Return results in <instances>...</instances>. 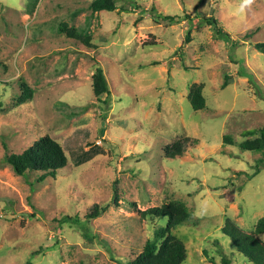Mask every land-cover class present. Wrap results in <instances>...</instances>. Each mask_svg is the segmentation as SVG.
Returning <instances> with one entry per match:
<instances>
[{
  "label": "rangeland",
  "instance_id": "rangeland-1",
  "mask_svg": "<svg viewBox=\"0 0 264 264\" xmlns=\"http://www.w3.org/2000/svg\"><path fill=\"white\" fill-rule=\"evenodd\" d=\"M93 1L0 0V264H131L166 225L142 212L176 201L191 214L172 230L183 264H251L224 228L253 231L264 217V153L241 147L264 128V0H116L97 14ZM97 68L110 88L100 99ZM195 84L206 99L197 112ZM24 86L32 98L21 103ZM80 129L89 139L73 138ZM45 136L69 165L44 182L16 175L7 156ZM88 143L104 154L75 167ZM96 205L107 210L86 222Z\"/></svg>",
  "mask_w": 264,
  "mask_h": 264
},
{
  "label": "trees",
  "instance_id": "trees-1",
  "mask_svg": "<svg viewBox=\"0 0 264 264\" xmlns=\"http://www.w3.org/2000/svg\"><path fill=\"white\" fill-rule=\"evenodd\" d=\"M116 2V0H94L90 5V9L93 14L102 11L114 12L118 9ZM136 7L139 8V6L129 7L124 4L121 12H133L136 10ZM180 19L182 18L162 15L157 18V20H162L170 26L179 23ZM202 20L203 23L209 26H214L217 29L215 32L218 38L224 36L230 38L229 34L223 33L222 30H219L218 22L214 18L204 17ZM67 32L70 36H76V31L67 30ZM87 39L90 38L88 37ZM187 40L189 41V38ZM255 48L264 53V43L256 44ZM230 78L231 77L229 76L225 78L223 88L229 85L228 81ZM92 89L95 97L98 99L104 95H110L109 84L105 73L101 68L96 69V73L93 76ZM203 91V84H195L190 89L188 99L192 108L196 112L206 108V99ZM31 98L32 91L27 86H24L20 100L21 103H24ZM101 133L103 135L104 131ZM81 134H84L86 139H89L90 137L88 131L80 129L76 131L73 138H77ZM244 137H255L254 140L246 141L241 145L244 151L264 153V128L256 131H248L244 134ZM73 138L67 139L66 143L70 144L73 141ZM188 141L189 139H185L167 146L165 149L166 157L175 159L182 156ZM224 142L226 144H232V140L228 136L225 137ZM88 145V151H82L80 154L72 152V162L75 167L87 164L96 157L104 154L102 147L90 143H88ZM69 161L70 159L67 156L65 147L49 136L39 139L32 147L28 148L23 153L17 155L12 154L6 158L7 164L11 166L16 175L26 176L31 172L38 173L40 174L38 179L39 182H44L48 178H56L58 173L69 165ZM263 162L264 160L260 161V163ZM106 210V207L96 205L89 215L86 216V222L89 223L90 220L98 218ZM142 214L144 217L164 220L166 225L155 231L153 238L147 241L143 251L134 261L131 262V264H183L187 260V248L183 242L174 238L172 230L190 221L191 214L185 204L176 201L163 207L150 208L147 211L142 212ZM78 220L79 219L77 218L76 223H78ZM224 234L233 240L239 251L251 264H264V241L260 238V236L264 234V217L259 219L254 230L249 232L240 229L234 223L228 221L224 228ZM222 264H230V261L224 260Z\"/></svg>",
  "mask_w": 264,
  "mask_h": 264
}]
</instances>
